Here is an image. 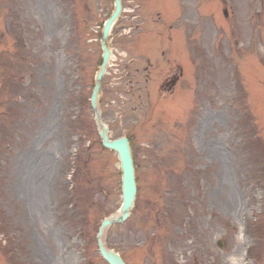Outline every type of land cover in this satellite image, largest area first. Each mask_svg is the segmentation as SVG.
<instances>
[{
    "label": "rangeland",
    "instance_id": "374dc122",
    "mask_svg": "<svg viewBox=\"0 0 264 264\" xmlns=\"http://www.w3.org/2000/svg\"><path fill=\"white\" fill-rule=\"evenodd\" d=\"M190 2L201 3L203 18L175 24L192 34L191 57L203 76L191 88L203 83V117L189 136L177 118L165 124L156 115L162 72L140 96L145 63L123 56L125 17L112 31L115 56L100 106L111 137H130L141 186L131 217L109 229L107 242L126 264H231V256L242 264L243 249L252 258L246 264H264V48L253 45L260 36L264 45V0ZM166 7L173 16L174 0ZM113 8L114 0H0V264H108L97 231L120 208L122 173L118 154L101 143L90 96ZM144 10L129 23L156 18ZM12 35L27 47L17 48ZM184 39L176 30L181 56ZM242 55L246 64L237 61ZM232 56L243 65L234 74L240 95L227 80ZM242 225H250L243 235Z\"/></svg>",
    "mask_w": 264,
    "mask_h": 264
},
{
    "label": "water",
    "instance_id": "95a60500",
    "mask_svg": "<svg viewBox=\"0 0 264 264\" xmlns=\"http://www.w3.org/2000/svg\"><path fill=\"white\" fill-rule=\"evenodd\" d=\"M116 1H117L116 10L114 14L112 15V17L106 22V25L104 27L102 45L104 47L105 54H104L103 63L96 77V87L93 92L92 104L96 110V119L99 125L100 135L103 139L104 145L110 148L116 149L120 154V159L122 162L121 166L123 168V187H124V204L121 208V216L115 219L107 218L104 221L101 227L99 236H98L99 247H100L102 254L111 262V264H124L123 260L118 254H116L113 250H110L105 246L104 239H103V231L107 225L115 221L124 220L129 214V209L133 203L134 196L136 193V182H135V171H134V166H133V159L131 155V149L129 146V142L126 137L120 138L118 140L109 139L108 137L109 127L103 123L101 119L100 111L97 107V99H98V94H99L100 87H101V79H102L103 74L105 73L106 65L111 55V52L107 46V37L109 35L110 28L113 22L116 20V18L118 17L121 11V0H116Z\"/></svg>",
    "mask_w": 264,
    "mask_h": 264
},
{
    "label": "bare ground",
    "instance_id": "6f19581e",
    "mask_svg": "<svg viewBox=\"0 0 264 264\" xmlns=\"http://www.w3.org/2000/svg\"><path fill=\"white\" fill-rule=\"evenodd\" d=\"M34 186L38 189L39 188V185H35ZM38 201V199L36 200V202ZM230 261H231V264H240V258L237 257V256H231L230 257ZM242 264H243V261H242Z\"/></svg>",
    "mask_w": 264,
    "mask_h": 264
},
{
    "label": "flooded vegetation",
    "instance_id": "af4514ba",
    "mask_svg": "<svg viewBox=\"0 0 264 264\" xmlns=\"http://www.w3.org/2000/svg\"><path fill=\"white\" fill-rule=\"evenodd\" d=\"M175 84V78H173L172 80H170V86L172 87Z\"/></svg>",
    "mask_w": 264,
    "mask_h": 264
}]
</instances>
